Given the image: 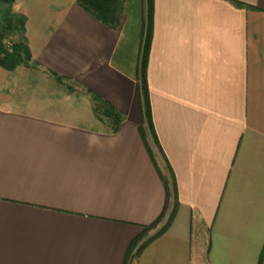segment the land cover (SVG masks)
I'll return each mask as SVG.
<instances>
[{
  "label": "crops",
  "instance_id": "0c3cea01",
  "mask_svg": "<svg viewBox=\"0 0 264 264\" xmlns=\"http://www.w3.org/2000/svg\"><path fill=\"white\" fill-rule=\"evenodd\" d=\"M77 1L15 0L31 61L125 120L89 102L81 121L0 67V264H264V0H154L161 150L141 133L145 0L116 30Z\"/></svg>",
  "mask_w": 264,
  "mask_h": 264
},
{
  "label": "trees",
  "instance_id": "16d2710c",
  "mask_svg": "<svg viewBox=\"0 0 264 264\" xmlns=\"http://www.w3.org/2000/svg\"><path fill=\"white\" fill-rule=\"evenodd\" d=\"M127 0H78L77 4L92 17L103 23L105 26L116 30L120 27L121 20L126 12ZM15 0H0V16H3V22L0 24V67L8 72H13L20 67H28V62L31 61V55L26 40V19L20 14L14 13L12 7ZM153 15H154V0H146L145 20L143 27V44L141 52V61L139 65V92L141 97V106L143 119L147 130L141 128V133L145 142L147 141V132L154 135L156 145L161 150L158 139L154 134V126L152 123V112L150 105L149 89L146 80V69L150 51V43L153 31ZM11 36L19 37L18 42H12L10 46L6 41ZM62 83V79L58 78ZM92 99L96 104L103 107L95 106V113L98 116L102 110L103 115L112 124V130L117 132L120 125L125 120L123 114L117 111L113 106L108 104L100 97L92 94ZM162 175V173H161ZM163 176V175H162ZM166 187L169 190V179L163 177ZM160 222V221H159ZM149 228L157 227L158 223ZM164 231V230H163ZM151 241V240H150ZM149 241V242H150Z\"/></svg>",
  "mask_w": 264,
  "mask_h": 264
},
{
  "label": "rangeland",
  "instance_id": "374dc122",
  "mask_svg": "<svg viewBox=\"0 0 264 264\" xmlns=\"http://www.w3.org/2000/svg\"><path fill=\"white\" fill-rule=\"evenodd\" d=\"M128 3L129 0H127L126 8L128 6ZM145 7H146V0H145ZM12 11H14L13 7H12ZM3 20H4L3 16H0V24L3 22ZM18 38L19 37L17 36H11L7 39L6 44L10 46L12 42H18L19 40ZM27 66H28L27 68L26 67H22L21 69L19 68L20 70L18 71V73H16L17 81L21 84L23 90L26 88L27 90H29L27 92L29 93L31 92L32 95L40 94L42 97L46 96V98L47 96L49 98L51 95L57 94L63 100L64 105L72 109L74 113L80 117L81 121L94 119L95 116L92 111L91 105L94 107L98 106L103 110V107L100 104H96L93 101L92 95H90L89 93L83 90L77 91L75 89L76 85L74 83L59 85L52 76L47 74L43 69L34 65L32 61L28 62ZM70 88L74 91V94H72L73 96L68 98L67 94H69ZM89 102L91 103V105ZM102 110L98 114L97 119H100L105 123H109L110 121L104 117ZM109 128L107 127V130ZM153 148L158 154L157 148L155 146H153ZM158 156L160 157V155ZM163 168L165 173L168 175L169 173L165 165H163ZM150 233L154 234L156 233V230Z\"/></svg>",
  "mask_w": 264,
  "mask_h": 264
}]
</instances>
